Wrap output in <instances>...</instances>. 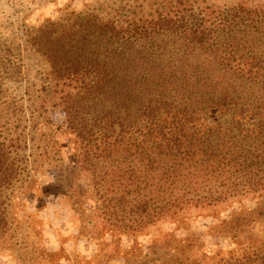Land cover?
Here are the masks:
<instances>
[{
	"label": "trees",
	"instance_id": "16d2710c",
	"mask_svg": "<svg viewBox=\"0 0 264 264\" xmlns=\"http://www.w3.org/2000/svg\"><path fill=\"white\" fill-rule=\"evenodd\" d=\"M146 5L149 14L140 3L104 17L48 20L25 41L56 93L65 88L57 106L73 138L76 175L86 180L81 196L93 202L90 213L105 233L134 242L151 228L187 230L202 216L243 209L251 199L264 203V6ZM26 143L0 135L1 238L15 229L14 184L22 171L21 184L30 175L19 155ZM253 212L218 220L214 236L229 240L226 251L198 250L194 235L173 248L166 240L158 260L264 264V220Z\"/></svg>",
	"mask_w": 264,
	"mask_h": 264
},
{
	"label": "rangeland",
	"instance_id": "374dc122",
	"mask_svg": "<svg viewBox=\"0 0 264 264\" xmlns=\"http://www.w3.org/2000/svg\"><path fill=\"white\" fill-rule=\"evenodd\" d=\"M149 1L0 0V135L27 139L19 155L30 171L27 184H21L23 171L14 184L9 211L15 229L0 237V264H161L158 259L166 252V240L173 248L195 235L198 250L226 251L229 240L216 238L213 229L230 212L243 216L254 211L258 221L264 220V203L251 199L243 203V209L234 205L220 210L216 218L205 215L191 220L187 230L173 225L151 228L134 242L128 236L105 233L102 220L90 213L93 202L81 196L86 180L76 175L73 138L57 106L65 88L59 86L57 94L55 85L46 80L47 67L27 49L26 35L48 20L62 22L74 13L95 12L104 17L142 3L149 14ZM250 1L264 6V0ZM90 235L94 237L89 239ZM247 237H243L245 246L250 243Z\"/></svg>",
	"mask_w": 264,
	"mask_h": 264
}]
</instances>
